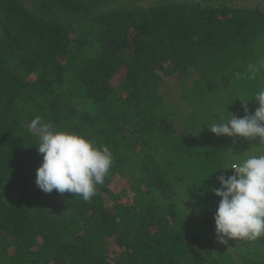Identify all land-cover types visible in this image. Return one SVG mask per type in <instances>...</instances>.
I'll list each match as a JSON object with an SVG mask.
<instances>
[{"label":"trees","instance_id":"trees-1","mask_svg":"<svg viewBox=\"0 0 264 264\" xmlns=\"http://www.w3.org/2000/svg\"><path fill=\"white\" fill-rule=\"evenodd\" d=\"M139 1L0 0V264H211L197 250L204 233L176 207L185 176H170L169 156L216 209L211 188L233 170L218 169L230 155L206 124L259 106L264 11ZM37 116L110 149L90 200L36 185ZM255 240L241 263L222 249L217 264H264Z\"/></svg>","mask_w":264,"mask_h":264},{"label":"clouds","instance_id":"clouds-1","mask_svg":"<svg viewBox=\"0 0 264 264\" xmlns=\"http://www.w3.org/2000/svg\"><path fill=\"white\" fill-rule=\"evenodd\" d=\"M253 74L256 69L250 66ZM258 107L245 114H235L206 124L217 136L243 137L264 143V89L254 95ZM28 129L38 138L37 150L42 162L36 170V185L45 193L54 189L79 195L84 201L96 194L97 185L104 183L113 157L106 145H99L88 136L57 129L51 122L37 116ZM235 142V141H234ZM218 169H233L231 175L221 173L216 177L219 187L211 188L220 197L214 213L215 233L220 243L229 240H255L264 236V154L250 155Z\"/></svg>","mask_w":264,"mask_h":264},{"label":"rangeland","instance_id":"rangeland-1","mask_svg":"<svg viewBox=\"0 0 264 264\" xmlns=\"http://www.w3.org/2000/svg\"><path fill=\"white\" fill-rule=\"evenodd\" d=\"M160 0H140L139 5L142 6H151L152 4L159 2ZM215 3H225L229 5H238L241 7H258L264 11V0H212ZM126 5L131 6L129 2H125ZM240 114L238 116H243L245 114L244 109L240 110ZM236 115V114H235ZM224 119V118H223ZM235 141V142H234ZM222 143L226 146L224 149L230 155L229 160L232 162H239L242 159L247 158L250 155H257V154H264V143H259V140H248L243 137H228L226 135L222 138ZM170 159L174 160V165L171 167L170 176L176 177L185 176L181 182H178L176 179V186L178 188L179 194L178 198H176V207L177 208H185L188 210L187 215L189 216L190 220L200 228V230L204 233L203 242L197 246L198 252L207 253L208 260L211 264H217V260L219 259L220 251L222 249L226 250L232 256L231 260L236 261L237 263H241L243 261V256L248 255L254 248L257 247L258 242L256 240H247V239H236V240H229L228 245H224L219 242L215 232L214 227L208 225L209 218L211 216L214 217V213L216 209H212L211 206L207 207L205 205L206 198L202 196L201 193L194 190V188L200 187L197 182L194 180L193 176H187V169L185 163L182 161L181 158L176 157L175 155L171 154L169 156ZM233 170V169H230ZM234 171V170H233ZM111 173V172H108ZM231 174V172H229ZM228 174V175H229ZM110 177V174H108ZM110 179V178H108ZM110 185H114L117 182L114 178H111ZM217 203V202H216ZM218 204V203H217ZM201 227H206L208 231V235ZM213 229V231H212ZM202 239V237H201ZM1 241V240H0ZM39 243L41 242L38 239ZM249 251V252H248ZM204 253V254H206ZM255 259L259 258V256H252ZM226 258H223L222 264L224 263ZM221 264V262L219 263Z\"/></svg>","mask_w":264,"mask_h":264}]
</instances>
